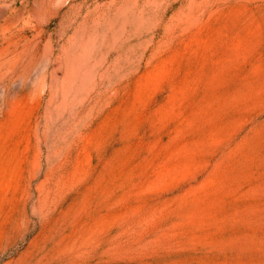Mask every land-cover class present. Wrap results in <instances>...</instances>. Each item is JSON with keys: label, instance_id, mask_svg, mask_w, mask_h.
Instances as JSON below:
<instances>
[{"label": "rangeland", "instance_id": "rangeland-1", "mask_svg": "<svg viewBox=\"0 0 264 264\" xmlns=\"http://www.w3.org/2000/svg\"><path fill=\"white\" fill-rule=\"evenodd\" d=\"M0 264H264V0H0Z\"/></svg>", "mask_w": 264, "mask_h": 264}]
</instances>
